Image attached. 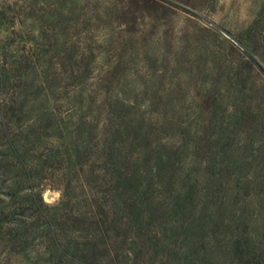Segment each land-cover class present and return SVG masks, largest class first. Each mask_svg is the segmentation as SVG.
I'll return each mask as SVG.
<instances>
[{"label":"rangeland","instance_id":"rangeland-1","mask_svg":"<svg viewBox=\"0 0 264 264\" xmlns=\"http://www.w3.org/2000/svg\"><path fill=\"white\" fill-rule=\"evenodd\" d=\"M7 2L85 52L74 72L56 67L49 101L57 116L82 114L97 122L124 155L147 146L146 164L128 160L141 171L163 157L169 192L149 191L157 208L146 230L154 240L167 238L171 254L153 264H182L184 230L170 215L182 184L192 189L193 201L181 220L204 205L206 218L213 216L203 224L205 241L213 238L216 246L206 264H229L233 254L225 245L237 233L256 239L264 254V0ZM13 87L9 93L21 94L24 108L39 97L34 88ZM40 105L28 117L43 110ZM3 148L0 143V264H71L49 251L44 222L51 208L28 196L40 191L44 202L57 203L65 178L54 168H38L37 152L30 154L27 181Z\"/></svg>","mask_w":264,"mask_h":264},{"label":"trees","instance_id":"trees-1","mask_svg":"<svg viewBox=\"0 0 264 264\" xmlns=\"http://www.w3.org/2000/svg\"><path fill=\"white\" fill-rule=\"evenodd\" d=\"M25 13L20 4L0 0V96L6 97L0 99V134L4 133L0 143L19 162L25 180L31 178L30 154L37 152L38 168H54L66 180L57 203L44 202L40 191L28 195L38 196L40 205L51 208L52 213L44 222V230L50 235L51 255L71 264H153L159 258L166 259L171 254L168 239L154 240L146 230L157 208L147 198L152 194L149 191H166L170 186L164 176L163 157L153 165L147 163L141 171L138 163L131 165L128 160L132 157V161L139 159L146 164L150 151L147 146L141 147L135 156L124 155L115 137L107 138L97 122L82 114L57 116L56 106L49 101L58 79L56 67L61 65L67 67L68 73L74 72L86 55L79 50L78 42L63 41L59 35L50 34L53 25L38 27L34 16L27 18ZM22 85L34 88L39 95L26 108L23 101L18 102L21 94L16 97L9 93L10 87L16 90ZM38 103L43 110L28 117ZM130 141L133 144L134 140ZM191 192L186 184L174 190L170 215L174 216L175 227L184 230L182 264L194 257L201 258L198 264H206L207 255L216 246L212 237L211 244L205 241L207 232L203 224L207 219L210 223L213 216L206 218L204 205L200 214H193L187 222L181 220L186 213L184 207L193 201ZM217 219L213 221L215 225L219 223ZM192 227L194 240L188 232ZM230 239V244L225 245L233 254L229 264H264V254L256 239L241 233Z\"/></svg>","mask_w":264,"mask_h":264}]
</instances>
